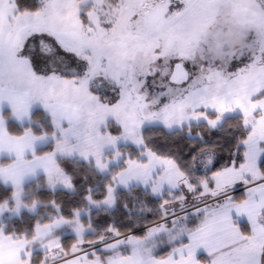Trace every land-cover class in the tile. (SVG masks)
<instances>
[{"label": "snow or ice", "instance_id": "6c2138e0", "mask_svg": "<svg viewBox=\"0 0 264 264\" xmlns=\"http://www.w3.org/2000/svg\"><path fill=\"white\" fill-rule=\"evenodd\" d=\"M0 264H264V0H0Z\"/></svg>", "mask_w": 264, "mask_h": 264}, {"label": "rangeland", "instance_id": "374dc122", "mask_svg": "<svg viewBox=\"0 0 264 264\" xmlns=\"http://www.w3.org/2000/svg\"><path fill=\"white\" fill-rule=\"evenodd\" d=\"M237 194H240V192H237ZM73 241L71 240V238H68L67 240H66V243H72Z\"/></svg>", "mask_w": 264, "mask_h": 264}, {"label": "trees", "instance_id": "16d2710c", "mask_svg": "<svg viewBox=\"0 0 264 264\" xmlns=\"http://www.w3.org/2000/svg\"><path fill=\"white\" fill-rule=\"evenodd\" d=\"M237 195H239V194H237Z\"/></svg>", "mask_w": 264, "mask_h": 264}]
</instances>
